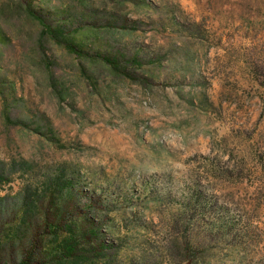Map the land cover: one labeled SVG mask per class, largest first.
Here are the masks:
<instances>
[{
	"label": "rangeland",
	"instance_id": "rangeland-1",
	"mask_svg": "<svg viewBox=\"0 0 264 264\" xmlns=\"http://www.w3.org/2000/svg\"><path fill=\"white\" fill-rule=\"evenodd\" d=\"M21 248L264 264V0H0V257Z\"/></svg>",
	"mask_w": 264,
	"mask_h": 264
},
{
	"label": "trees",
	"instance_id": "trees-1",
	"mask_svg": "<svg viewBox=\"0 0 264 264\" xmlns=\"http://www.w3.org/2000/svg\"><path fill=\"white\" fill-rule=\"evenodd\" d=\"M39 19L41 20L42 25L46 28L49 36L52 37L57 42V44L60 43L57 40V35H56L55 31H53L50 26L46 25V22L41 17H39ZM61 45H64L65 48L72 53L77 52L76 48L71 44L63 43ZM14 244H15L14 242H12V243L10 242V243H8V246L7 245H5V246L6 247L11 246V248H12L14 246ZM57 252L58 251H56V253ZM18 253L22 254L21 259L18 262L9 263L8 258H1L0 257V264H37L38 263L37 257H36V251L34 249H31L30 251H27V250L25 251L21 248L20 252H18ZM54 257L56 260L57 256H54Z\"/></svg>",
	"mask_w": 264,
	"mask_h": 264
}]
</instances>
